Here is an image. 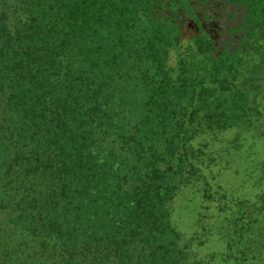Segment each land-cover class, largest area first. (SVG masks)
I'll use <instances>...</instances> for the list:
<instances>
[{
  "label": "trees",
  "instance_id": "obj_1",
  "mask_svg": "<svg viewBox=\"0 0 264 264\" xmlns=\"http://www.w3.org/2000/svg\"><path fill=\"white\" fill-rule=\"evenodd\" d=\"M11 1L25 19L12 34L8 6L0 7V90L10 118L0 126V210L15 201L16 182H50L54 200L38 221L32 202L11 220L31 238L56 239L49 264H181L168 226L175 187L170 171L158 174L159 151L169 154L183 103L225 127L240 123L244 97L201 87L232 79L239 51L215 57L201 39V71L183 70L167 84L162 72L178 31L152 13L194 0ZM224 1L243 7L244 40L264 28V0ZM103 136H113L112 149ZM17 249L0 264H25Z\"/></svg>",
  "mask_w": 264,
  "mask_h": 264
},
{
  "label": "rangeland",
  "instance_id": "obj_2",
  "mask_svg": "<svg viewBox=\"0 0 264 264\" xmlns=\"http://www.w3.org/2000/svg\"><path fill=\"white\" fill-rule=\"evenodd\" d=\"M1 6H8V29L14 34L23 26L25 16L11 0H0ZM243 14V7L224 0L205 4L194 0L189 7L172 8L166 3L152 13L155 19H172L178 31V43L168 49L162 72L167 84L179 80L186 70L201 71L199 41L206 39L215 57L225 48L239 54L232 79L217 87L208 82L201 87L208 88L213 97L235 94L247 102L234 127L196 112L195 102L183 103L174 124L178 136L169 154L159 151L158 174L170 171L167 177L175 187L167 204L168 226L175 234L181 264H264V28L244 40ZM138 20L139 27L146 18L140 14ZM7 99L5 90H0V126L10 123ZM113 140V136L106 138L104 147L112 149ZM11 187L16 191L15 201L0 210V263L14 259L6 253L19 252L18 246L25 252L19 257L25 264L55 263V238H31L21 225L15 227L11 222L18 214L14 211L31 202L35 221L48 211L50 199L54 200L47 189L50 182H16Z\"/></svg>",
  "mask_w": 264,
  "mask_h": 264
}]
</instances>
